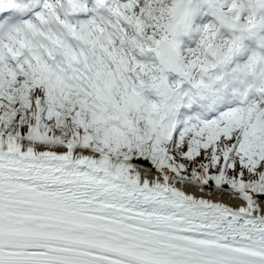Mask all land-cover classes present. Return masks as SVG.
I'll list each match as a JSON object with an SVG mask.
<instances>
[{
    "label": "snow or ice",
    "instance_id": "snow-or-ice-1",
    "mask_svg": "<svg viewBox=\"0 0 264 264\" xmlns=\"http://www.w3.org/2000/svg\"><path fill=\"white\" fill-rule=\"evenodd\" d=\"M256 36L264 0H0V264H264Z\"/></svg>",
    "mask_w": 264,
    "mask_h": 264
},
{
    "label": "bare ground",
    "instance_id": "bare-ground-1",
    "mask_svg": "<svg viewBox=\"0 0 264 264\" xmlns=\"http://www.w3.org/2000/svg\"><path fill=\"white\" fill-rule=\"evenodd\" d=\"M252 49L255 52H261V50L264 48V42L262 40L259 39V37H254V39L252 40ZM224 203H231L227 200L224 201ZM233 206L235 207V204L233 203Z\"/></svg>",
    "mask_w": 264,
    "mask_h": 264
},
{
    "label": "rangeland",
    "instance_id": "rangeland-1",
    "mask_svg": "<svg viewBox=\"0 0 264 264\" xmlns=\"http://www.w3.org/2000/svg\"><path fill=\"white\" fill-rule=\"evenodd\" d=\"M203 7H206V5L202 6L201 9H200V11L203 9ZM193 22H194V19H193ZM193 26L195 27V24H193ZM191 35H195V34L194 33H190L188 36H191ZM182 38H183V36L180 38V41H181V51L183 52L185 49H187V47L183 44Z\"/></svg>",
    "mask_w": 264,
    "mask_h": 264
}]
</instances>
